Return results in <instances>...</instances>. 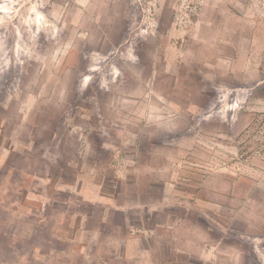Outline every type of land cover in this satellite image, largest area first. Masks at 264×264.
Segmentation results:
<instances>
[{
	"label": "rangeland",
	"instance_id": "374dc122",
	"mask_svg": "<svg viewBox=\"0 0 264 264\" xmlns=\"http://www.w3.org/2000/svg\"><path fill=\"white\" fill-rule=\"evenodd\" d=\"M0 264H264V0H0Z\"/></svg>",
	"mask_w": 264,
	"mask_h": 264
},
{
	"label": "crops",
	"instance_id": "0c3cea01",
	"mask_svg": "<svg viewBox=\"0 0 264 264\" xmlns=\"http://www.w3.org/2000/svg\"><path fill=\"white\" fill-rule=\"evenodd\" d=\"M215 194L226 199V195L224 194V192L223 193H221V192L214 193L213 196H215ZM224 218H227L228 220H230L231 219V216H225ZM141 231L142 232L139 233L137 235V237L143 239L144 244H145V249L147 251H149V246H147L146 243L147 242L148 243H151L152 242V241H148V240H151V238H153V239H155L154 242L162 241V236H161L162 233H161L160 230H158V231L154 230V232H153L151 230L148 231V230L142 229ZM153 233H154V235H153ZM200 241H202V239H200ZM210 249L213 250V249H216V248L215 247H211L210 248V247L207 246V250L209 251ZM201 250H203V248H201Z\"/></svg>",
	"mask_w": 264,
	"mask_h": 264
}]
</instances>
